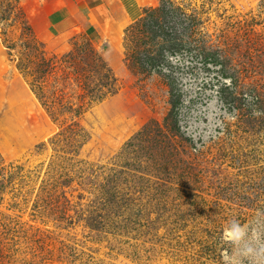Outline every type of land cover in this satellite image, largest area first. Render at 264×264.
<instances>
[{
  "label": "rangeland",
  "instance_id": "obj_1",
  "mask_svg": "<svg viewBox=\"0 0 264 264\" xmlns=\"http://www.w3.org/2000/svg\"><path fill=\"white\" fill-rule=\"evenodd\" d=\"M94 2L0 0V264H264V0Z\"/></svg>",
  "mask_w": 264,
  "mask_h": 264
},
{
  "label": "crops",
  "instance_id": "obj_2",
  "mask_svg": "<svg viewBox=\"0 0 264 264\" xmlns=\"http://www.w3.org/2000/svg\"><path fill=\"white\" fill-rule=\"evenodd\" d=\"M146 1L97 0L92 5L89 3L87 7H82L81 11L75 10L76 14H80H77L79 22L74 23L78 30L87 35H90L88 31L90 28L92 31L107 33V35H110V31L113 30L120 35L126 26L139 16V13H134L135 9L145 6ZM51 23L55 25L54 21Z\"/></svg>",
  "mask_w": 264,
  "mask_h": 264
}]
</instances>
